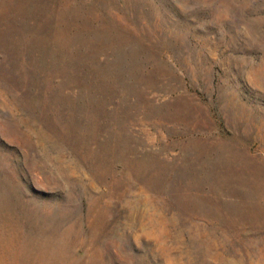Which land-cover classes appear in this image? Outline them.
Listing matches in <instances>:
<instances>
[{
	"label": "rangeland",
	"instance_id": "1",
	"mask_svg": "<svg viewBox=\"0 0 264 264\" xmlns=\"http://www.w3.org/2000/svg\"><path fill=\"white\" fill-rule=\"evenodd\" d=\"M252 185L264 0H0V264H264Z\"/></svg>",
	"mask_w": 264,
	"mask_h": 264
},
{
	"label": "bare ground",
	"instance_id": "2",
	"mask_svg": "<svg viewBox=\"0 0 264 264\" xmlns=\"http://www.w3.org/2000/svg\"><path fill=\"white\" fill-rule=\"evenodd\" d=\"M225 158H228V157L225 156L223 152L221 154H216L214 161L207 163L206 166L204 167L206 169L205 173L210 174L211 176L215 177L216 179H219V180L224 181V182H229V180H231L233 177H237V178H239L238 181L243 182L242 177L240 175H238V172L235 169H233L231 166L229 168L228 164L222 165V161L225 160ZM229 162H231V160ZM220 166L221 167L226 166V168L223 167L224 170L217 169ZM263 193H264V188H262L260 185H252L249 188L247 187V189L239 192V197L242 201V205H244L243 206L244 207L243 212H251L252 211L253 215H255V216H259V214H264V195H263ZM251 198L257 199V200H255V202L250 204L249 199H251ZM261 201H262L263 205L260 206Z\"/></svg>",
	"mask_w": 264,
	"mask_h": 264
}]
</instances>
